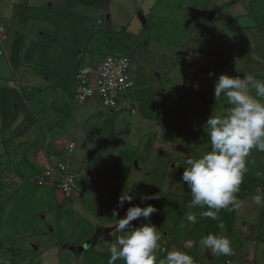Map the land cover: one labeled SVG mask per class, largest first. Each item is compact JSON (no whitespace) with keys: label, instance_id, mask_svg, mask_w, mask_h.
Returning a JSON list of instances; mask_svg holds the SVG:
<instances>
[{"label":"rangeland","instance_id":"1","mask_svg":"<svg viewBox=\"0 0 264 264\" xmlns=\"http://www.w3.org/2000/svg\"><path fill=\"white\" fill-rule=\"evenodd\" d=\"M50 1L54 0H30L38 4ZM247 4L248 0H110L107 7L77 5L75 12L87 19L73 20L65 36L57 40L54 49L57 54L53 51L51 57L58 62H50L53 74L48 77L30 71L26 78L20 69L14 72L19 80L33 81L36 92L38 85L45 84L37 93L40 102L33 105L48 109V116H40L37 126L42 129L31 135L32 142L54 133L53 122L59 120L57 127L70 122L69 117L61 120L59 111L49 110L47 106L53 99L56 105L67 103L70 107L72 125L67 126L64 139L69 140L74 135L73 130L79 129L75 149L68 155L63 152L51 165L64 160L79 177L90 154L95 155L101 165L118 158L125 150L135 151L124 187L117 188V183L111 181L113 186L103 183L94 192L87 186L78 185L68 198L59 189L34 184V176L21 182L12 171L0 175V181L7 184L6 192H12L15 187L18 189L17 195L8 202L0 198V206H4L1 242L5 246L14 243L20 249L28 250L14 264H108V249L121 235L114 227L116 220L124 217L130 206L147 204L157 208L150 220L172 242L169 248H180L194 257L190 250L197 248L200 237L189 233L192 225L186 220V214L190 211L191 194L180 182L186 159L210 150L204 127L207 119L212 112L220 113L228 107L223 96L215 100V82L221 73L232 76L247 73L264 79L261 36L255 28L246 26L243 19L248 15ZM247 24L253 25L251 19ZM44 26L48 24L31 20L27 25L17 24L16 28L28 39H35L37 30L42 31L40 28ZM122 26L125 30L115 34ZM93 30L115 35L113 46L116 42L135 44L133 65L137 91L132 98L134 113L129 110L105 113L97 101L76 104L69 98L74 85L72 72L89 64V58L82 53ZM9 31L12 34V26ZM10 42V38L5 41L7 46ZM105 47H98L101 55L114 50V47L111 51ZM12 77L5 56L0 55V84ZM50 126L53 128L48 129ZM22 139H29L28 134L18 138L17 142ZM3 147L0 142V153ZM248 161L245 176L260 178L256 173L264 171V152L253 150ZM113 167L122 171L119 166ZM260 179L264 185V179ZM100 189L104 194L100 195ZM123 193L131 194L133 199L121 208L118 201ZM144 194L156 198L142 201ZM253 195L244 191L243 197L238 199L240 206L234 210L233 230L236 229L239 237V232L245 234L241 256L250 252V258H254L252 264H264V207L253 202ZM114 208L118 210L115 217ZM199 210L202 209H191L196 215ZM145 222L141 217L131 223L136 226ZM259 222L262 226L257 233L258 239L254 240L250 236L251 228ZM225 233L221 228L219 234ZM89 237L98 239L91 248ZM162 241L166 242L167 238ZM30 249L35 253L31 263L33 252ZM238 252L232 250L223 264L226 260L233 264ZM199 253L204 257L198 263L210 264L204 249ZM157 256L165 257L160 249ZM10 259L8 253L0 255L1 264H9ZM116 264L124 262L117 260Z\"/></svg>","mask_w":264,"mask_h":264},{"label":"clouds","instance_id":"2","mask_svg":"<svg viewBox=\"0 0 264 264\" xmlns=\"http://www.w3.org/2000/svg\"><path fill=\"white\" fill-rule=\"evenodd\" d=\"M222 96L228 107L220 113L212 112L204 126L210 150L186 159L183 167L180 183L191 194L190 211L186 214L190 224L197 222V215L191 209L206 208L200 216L217 220L221 210L238 208L237 194L248 171V158L253 150L264 152V79L247 73L242 76L221 73L214 85V98L218 101ZM256 175L264 179V171H257ZM155 198L151 194L141 196L142 201ZM132 199L131 194L123 193L119 206L123 208ZM252 200L264 207V185L257 187ZM156 211L152 204L133 205L124 217L116 220L114 227L121 235L108 249V264H116L117 260H123L124 264H196L193 255L180 248L158 258L163 234L150 220ZM117 215L114 208L113 216ZM141 217L146 222L133 226L131 222ZM199 245L216 255L232 254V242L227 235L208 233L201 236Z\"/></svg>","mask_w":264,"mask_h":264},{"label":"trees","instance_id":"3","mask_svg":"<svg viewBox=\"0 0 264 264\" xmlns=\"http://www.w3.org/2000/svg\"><path fill=\"white\" fill-rule=\"evenodd\" d=\"M110 0H60V5H56V2H52L50 6L44 5V6H28L26 4H17L13 8L14 14L17 16V18L21 21L26 20H37L43 23H46L49 25L50 29L46 30L42 33L41 36H38L36 40L30 41L28 45L24 47L23 39L20 36H15L13 39V57L17 60L19 55L22 53V59L25 63L29 64L33 69L44 75L48 76L53 74L51 70V63L53 57L52 50L57 45V40L65 36L66 30L73 20L78 21H86L87 16L76 14L73 12V9L77 5H84V6H91V7H107ZM247 16L251 19L253 25L249 27L255 28L258 33L260 34L261 38V48L264 47V0H248L247 4ZM125 30V26H122L120 30L117 31L115 34H121L120 32ZM98 37V38H97ZM113 37L110 34L104 35L100 31L93 30L90 33L89 40L87 42L86 48L83 50V55L87 56L89 59V64H97L100 62L105 56L110 54H124L127 55L133 62L136 58H133L136 53L134 52V43H121L118 44L117 42L114 45V42L112 43ZM114 41V40H113ZM100 46H106L105 48H109L108 51L114 50L110 53H104V55H101L100 49L98 47ZM138 46V45H137ZM24 47V48H23ZM116 48V49H115ZM115 52V53H114ZM57 61V60H56ZM58 62V61H57ZM73 88L71 89L69 93V98L73 100ZM137 91V79H136V85L135 88L131 91V97L134 98L135 93ZM25 99L26 102L23 101ZM26 103L29 104L28 99L25 97V94L23 93V90L16 91L14 93V97L12 96V99L10 98L9 102H0V132H1V143L2 144H12L9 143L11 141H14L17 137L22 135L24 132H27L28 130H34V134L37 133L38 129H42L41 126L38 128V124L40 122L39 117L31 111L26 106ZM57 111L60 113V118L65 119L69 116V105L67 103L63 104V106L60 107H54ZM23 113V118L20 121L19 125L15 127L14 129H11L12 125L17 121L18 116ZM61 113L63 114L61 116ZM64 113H66L64 115ZM117 113V112H115ZM112 114V113H111ZM21 126V127H20ZM52 128V126H50ZM45 129V128H44ZM47 129V128H46ZM48 129H50L48 127ZM10 130V133L9 131ZM6 134H9L10 136L6 137ZM16 143L15 145H17ZM29 146H35V148H44V150H48V144L46 143V138L43 139L35 138L34 142L28 143ZM30 146V147H31ZM148 147V146H147ZM56 156H59L60 153L54 152ZM68 155V154H67ZM135 159V151L134 150H125L122 152L118 158L110 159L105 164H99L97 163L98 158L90 154L87 158L84 166V177L81 180H76V189L78 188V185H85L87 187L93 188L100 184H110L113 186L111 181L116 182L117 185H115L117 188L124 187V181L127 176V173L129 169L131 168V164L133 163ZM110 163V164H108ZM25 164V162L23 163ZM112 164L116 165V167H120L122 171H117L116 168H112L110 166ZM2 165V162H0V166ZM28 165V164H27ZM118 167V168H119ZM25 168H27L25 170ZM7 171L14 172V175L16 179H20L21 182L35 176L36 174L41 172V169L36 166H27L22 167V164L19 166H1L0 167V175H3ZM92 171V172H91ZM23 172H29V174H25ZM77 174V173H76ZM34 179V178H33ZM81 181V182H80ZM262 180L260 178H254L252 176L246 175L244 177V181L240 186V192L237 194V198L243 197L244 191H249L251 193H255L257 186L261 185ZM34 182V181H33ZM264 182V180H263ZM35 184V183H34ZM37 185V184H36ZM7 184L0 181V198H3L5 202H8L12 197L17 195V187L12 192H6ZM19 188V187H18ZM52 189H57L55 186H51ZM75 189V190H76ZM75 192V191H74ZM65 197H67L65 195ZM68 198V197H67ZM188 204V201L185 205ZM4 206H0V230L3 226L2 223V209ZM205 209L199 210L197 215V222L193 224L189 230V233L193 237L197 236L200 237L207 235L208 233H214L219 235V231L221 228L225 230L227 234L231 233L233 231V221H234V210L228 211V210H221L219 213V219L213 220L210 218L202 217L200 216V213L202 211H205ZM141 223H138L136 226H139ZM262 226V222L257 223V225H254L253 228H251L252 234L250 235L252 239L256 240L258 239L257 233L260 230V227ZM35 232V231H34ZM161 232V231H160ZM162 233V232H161ZM241 237L238 236V245L240 246L241 242L245 238V234L241 232ZM243 237V238H242ZM163 238H167V241H161V247H160V253L164 256H166V253L169 248V244L171 243L168 240V237L166 234H163ZM180 246V245H178ZM33 254L31 255V260L29 263L33 261V257H35V253L33 249H30ZM90 248L88 249V251ZM189 250V249H188ZM201 247L198 242L197 248H194L190 250L192 254H194V259L196 264L198 263V260L202 257H204L203 254H200ZM203 250V249H202ZM24 251H28L27 249H20L17 247V245H14V243L11 246H5L4 243L1 242L0 238V255L2 253H8L11 256L9 264H14L15 260L19 258L21 254H23ZM206 251V250H205ZM208 251V250H207ZM218 258H222L223 255H217ZM2 262H0L1 264Z\"/></svg>","mask_w":264,"mask_h":264},{"label":"crops","instance_id":"4","mask_svg":"<svg viewBox=\"0 0 264 264\" xmlns=\"http://www.w3.org/2000/svg\"><path fill=\"white\" fill-rule=\"evenodd\" d=\"M52 2H56V5H58L60 3V0L50 1L47 4H38V2H30V0H19V1L18 0H8L7 2H0V24H2L4 27V35H5L4 41L2 42V44H0V49L2 51V53H0V55L5 56V59L8 62L10 70L13 73L12 78L5 79L4 83L0 84V102H2V101L3 102H9L10 98L12 99V96L14 97V93L16 91L20 92V90H23V93L25 94V97L28 99V102H29V104L26 103V106L29 109H31V111L33 113H35L39 118L41 115L42 116H44V115L48 116V112H47L48 109L47 110H46V108L41 109V108H38L35 105H33L34 102H37V103L40 102L38 100V99H40V95H38L37 93H40L42 91L45 84L38 85L37 88H39V89L36 92V89H35L36 87L34 88L35 84L33 83V81H28L27 79H24V78L19 80V78L18 79L16 78V76L14 75V72L17 69H20L22 71V75L24 77L26 76V78H28V73L30 71L31 72L32 71L36 72V71L33 69V67H31L29 64H27L23 61V59H22L23 57L21 56L22 53H21V55H19L17 60L13 57L12 46H13V39L15 38V36H20L23 39V43H24V47H25L26 45H28V43L30 41L36 40L38 38V36H41L42 33L45 32L46 30L50 29V27L48 25V26H44V27L40 28V29H42V31L38 32V30H37V33H36L37 37L35 39H28L23 32H21L19 29L16 28V26H17V24L27 25V23L29 21H31L32 19L26 20V21L19 20L13 12V8L17 4H26L28 6H36V7L44 6V5L50 6L52 4ZM1 3H3V4H1ZM74 9H73V12L76 13ZM243 19H245V25L250 26L249 24H247V21L250 18L245 16ZM33 21H37V20H33ZM72 22L73 21H71L70 24ZM10 26L13 27L12 34H10V31H9ZM9 38L11 39V42H10L9 46H7L5 41ZM55 48L56 47H54L52 50V53L54 51V55L57 54L56 51L54 50ZM54 62L56 63L57 61L54 60ZM74 73H75V69L72 72L73 77H74ZM73 82H74V78H73ZM23 101L26 102L25 99H23ZM92 101H95V100H92ZM88 102H91V101H88ZM57 106L60 107L63 105L62 104L56 105L55 99H53L47 107L49 108L50 111L54 110V112H55L57 110L54 107H57ZM68 117H69L68 120H70V122L68 121V124L64 127L63 126L57 127L58 125H56V124L59 120L53 122L52 126L54 128L53 127L52 128L54 129V133H52L51 135L48 134L46 137V143L48 144V150H46V149L44 150V148H42V149L38 148L37 149V148H35V146H31V145H30L31 147L29 146L28 143L32 142L31 135L34 134V130H28L27 132H24L22 135H20L16 139H14V141L9 142V143H13V144H8V143L6 145L2 144L4 147H3V152L0 153V161L2 162L1 166H7V164L9 166H19L20 164H22V167L23 166L24 167L36 166V167H39L40 169H42L43 166H46L47 164H52V163L56 162V158H58L59 156L62 155L63 152H65L66 144L68 142H73L74 145L76 146L75 138L79 134V129L75 128L73 130L74 135L69 140H66L63 137V133L67 129V126L71 127V125H72V116L69 115ZM19 118L22 120L23 113H21L18 116L17 120H19ZM20 121L18 122L17 126L19 125ZM15 123L12 125L11 129H14L15 127H17V126H14ZM49 128H51V127H49ZM56 128H58V129H56ZM8 131L10 133V130H8ZM27 134H28L29 139H26V140L22 139L19 142H17L18 138H23V136H25ZM0 135H1V132H0ZM0 142H1V138H0ZM16 143H18V144L15 145ZM74 149H75V147H74ZM53 151L60 153V155L56 156L55 153H53ZM12 152H14V153H12ZM19 152H20V154H19ZM24 162H25V164H23ZM82 170H83L82 171L83 173H81V176L78 177V180H81L84 177V171L85 170L84 169H82ZM88 188H90V187H88ZM98 188L96 186V187H93L90 189L92 191L96 192V190ZM99 193H100V195H102V194H104V191L102 189H100ZM191 225H193V224H191ZM237 233L238 232L236 231V229H234L231 233H229V234L225 233L224 234V235H227L228 238L231 240L232 250L235 249V250L239 251L237 254L238 258L235 260V262L233 264H250V263L252 264V262H254V258L253 259H252V257L250 258V256L252 255L250 252L245 253V257L241 256L242 253L244 254V243H243L244 239L239 246ZM239 233L241 234V232H239ZM89 240L92 242L90 244V248L94 244H96V242L98 241L97 238L91 239V237H89ZM172 249H175V248H171V249L168 248V251H170ZM204 254L208 258V260H210V264H223V260L226 257L223 255V257L220 259V258H218V256L216 254L212 253L211 251H207V250L206 251L204 250Z\"/></svg>","mask_w":264,"mask_h":264},{"label":"built area","instance_id":"5","mask_svg":"<svg viewBox=\"0 0 264 264\" xmlns=\"http://www.w3.org/2000/svg\"><path fill=\"white\" fill-rule=\"evenodd\" d=\"M5 39L2 24H0V44ZM0 53H2L0 49ZM137 74L133 61L124 54H110L97 64H86L74 74L73 101L84 104L97 101L103 112L115 113L122 110L135 112L131 91L135 88ZM74 143L69 142L65 152L70 154ZM77 174L70 168L69 163L62 160L49 164L34 176V183L41 186H55L66 196L76 189ZM226 264H232L226 260Z\"/></svg>","mask_w":264,"mask_h":264}]
</instances>
